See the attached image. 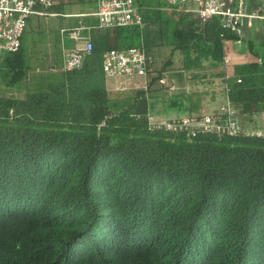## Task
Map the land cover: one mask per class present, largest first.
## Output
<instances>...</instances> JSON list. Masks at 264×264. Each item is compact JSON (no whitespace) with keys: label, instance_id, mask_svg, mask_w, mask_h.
Wrapping results in <instances>:
<instances>
[{"label":"trees","instance_id":"16d2710c","mask_svg":"<svg viewBox=\"0 0 264 264\" xmlns=\"http://www.w3.org/2000/svg\"><path fill=\"white\" fill-rule=\"evenodd\" d=\"M136 4L142 27L100 29L72 71L32 74L21 48L0 58L6 83L24 86L19 99L0 97V264H264V135L152 130L163 93L142 90L171 86L175 52L185 70L221 66L224 41L239 35L220 15ZM121 43L152 58L146 87L122 97L100 65ZM161 46L170 53L159 63ZM245 67L239 82L223 78L241 112L264 99V62ZM186 96L164 109H184Z\"/></svg>","mask_w":264,"mask_h":264},{"label":"built area","instance_id":"2783aa9c","mask_svg":"<svg viewBox=\"0 0 264 264\" xmlns=\"http://www.w3.org/2000/svg\"><path fill=\"white\" fill-rule=\"evenodd\" d=\"M96 9L93 14L97 17L96 28L107 29L112 27H142L143 19L137 9L136 0H94ZM172 8L195 15L201 22H205L214 15L224 19V26L236 32L240 40L241 26L246 19H264V0H254L260 5L258 9L247 11L244 0H163ZM53 0H0V58L13 53L20 48L21 36L31 15H50L48 9ZM262 5V6H261ZM85 26H79L67 31L68 37L74 45L63 49L61 70L69 72L78 68L83 60L92 52L93 42L89 35L82 34ZM64 33V30H61ZM229 58L223 55V66ZM152 58L146 54L140 45L116 47L104 52L101 59V71L104 77L120 75H138L147 77L152 72L149 64ZM225 78H227L225 76ZM166 85V74L158 79ZM239 82L240 79L238 78ZM144 87L146 83L144 82ZM224 86L226 98L223 104L214 113L189 114L168 118H154L149 114L148 126L152 130L166 132H183L186 137L193 138L200 134L217 136H234L243 129L235 114V110L227 96L228 87ZM123 86L121 89H125Z\"/></svg>","mask_w":264,"mask_h":264},{"label":"crops","instance_id":"0c3cea01","mask_svg":"<svg viewBox=\"0 0 264 264\" xmlns=\"http://www.w3.org/2000/svg\"><path fill=\"white\" fill-rule=\"evenodd\" d=\"M83 1L84 0H73V3L80 4ZM90 1L93 3V5H92V8L89 10H86V11L70 10V11H64V13H62V12H59V10L57 9H59L58 7H60L61 3L65 2V0H53V5L50 8H54V10L52 11L50 10V13L52 14L45 15V16H58L61 13L62 17L66 19L69 27L60 28L58 32L59 34H57L54 37V41H53L54 48L51 49V52L48 56L49 66L46 72L55 73L57 70L62 71L61 70L62 51L63 49L73 46L75 44L74 41L68 37V34H67L68 30L75 28V27H79V26H85L87 27V29L82 30V34L89 35L92 42L94 43L97 40V38L100 37L102 32L105 31V30L97 29L95 27L97 23V17L93 14V12L96 9V4L94 0H90ZM245 1L246 0H244V3ZM245 5H246L247 11H253L255 9H258V7L260 6L254 0L247 1ZM263 9L264 8H260V10H263ZM38 17H41V16H38ZM70 18H76L75 24H73ZM61 30H64V33ZM106 30H109V29H106ZM241 30H242V34L240 36L239 42H237V40H225L223 43V55L229 58L228 63L226 65L215 67L213 65H210L207 62H204L202 67H200L199 69H186L188 71L187 73H185L186 71L185 69H182L179 67H178L179 69H176L172 67L170 69V75L172 76L171 81L174 82L173 78L179 81H182L181 77L184 79L193 77L199 83L200 81H204L202 82V84L206 86L204 88L199 89V90H203L200 92H203V93L205 92L206 95L208 94L207 96L210 99H212L213 97L217 95L218 96L221 95L224 97V101H225L226 94H225L224 86H223L224 85L223 78L225 79L224 76L227 77V82L229 84L235 83L236 79L240 77L239 76L240 74L237 73V70H240V69L250 70V67H245V66L250 65V64L260 65L264 62V19H253L251 22H248L245 19L242 23ZM24 32L21 36L20 48L23 50L24 54H26V58L28 61L27 63L29 65L28 70L32 74H36V71L37 73H39L40 70L38 67L35 68V70H33L32 66L34 65L31 64V61L33 59L34 54L32 53L36 52V44L38 43L39 40L41 41V39H40V36L39 38L37 37V39L36 37L33 36V39L29 42L27 46H25L24 41H23ZM47 42L50 43L49 41ZM58 45L60 47V50L58 49ZM56 50L58 51L59 57L56 56L57 54L55 53ZM100 65H101V62H100ZM103 78H104V75H103ZM142 78H143V81L141 83L142 86H140L141 84L137 83L136 85H134L135 88L137 89L144 88L143 85H144V82L147 83L148 76L146 78L145 77H142ZM179 83H182V82H179ZM198 88L200 87L198 86ZM174 94H178V92ZM255 98H257V96ZM254 106L257 107V109L254 111H249V110L244 109V111L241 112L240 110L238 111L237 108H234V106L233 108L237 112L238 117L240 118L241 126L243 125V123L244 124L246 123L245 128L242 126L243 130L246 133H251L252 131H254V130H251L252 128H254L255 130H258L259 133L261 132L264 133V99L260 100L258 98L257 101L254 103ZM214 112H217V110H215Z\"/></svg>","mask_w":264,"mask_h":264},{"label":"rangeland","instance_id":"374dc122","mask_svg":"<svg viewBox=\"0 0 264 264\" xmlns=\"http://www.w3.org/2000/svg\"><path fill=\"white\" fill-rule=\"evenodd\" d=\"M249 1L246 0L245 3ZM78 3V2H77ZM238 4L237 0H235V5ZM93 3L90 0H84L83 2H81L80 4H76L73 3V0H65V2L61 3V6L58 7L59 12L64 13V11H86L92 8ZM246 6V5H245ZM163 9L168 13V14H172L174 16H179L178 13H181L179 11H177L176 9L172 8L171 6H168L166 4H164ZM52 11L54 10V8H49L48 11ZM70 20H72L73 24H75L76 22V18H70ZM66 28L69 27L67 21L65 18L62 17L61 13L58 16H41L38 17L36 15H31L28 18L27 21V25H26V29L24 32V36H23V41L25 46H27L29 44V42L33 39V36L39 38L41 41L39 40L38 43L36 44V52L32 53L33 55V59L31 61V64L34 65L33 70H35V68H39L40 72H42V74H47V68L49 66V59L48 56L51 52V49L54 48V37L59 34V30L60 28ZM66 33V32H65ZM38 35V36H37ZM47 41H49L50 43H48ZM126 45H122V43L120 44V47H123ZM58 49L60 50V47L58 45ZM53 51V50H52ZM170 48L165 47V46H161L158 49V52L155 54L157 59L159 60V63H162L169 55ZM56 56L59 57L58 51H55ZM174 68L179 69L178 67H180V63L178 62L179 59V55L177 54V52L174 53ZM59 64V63H58ZM57 64V65H58ZM36 65V66H35ZM56 65V64H55ZM168 69L170 70V67H168ZM175 69V70H176ZM31 70V69H30ZM188 71L186 70L185 73H187ZM39 73L36 74L40 77L44 76L42 74L39 75ZM182 81H179L177 79L174 78V82L173 81H169L170 85L167 88L162 87L161 91H155V90H149V89H142L145 92L148 93H163L161 94L159 97H157V99L154 101L153 105H150V115H152L154 118H168V117H173V116H182V115H189V114H201V113H212L215 110L218 111V108L220 107V105L224 102V97L221 95H217L215 97H213L212 99H210L205 92H200L203 90H199L201 88H204L206 85H203L202 82L204 81H200V83L194 79L193 77L188 78V79H184L181 77ZM22 81V85H24V80ZM27 80H25L26 82ZM143 81L142 76H138V75H120V76H110V77H104V85L108 90H112L115 91L117 93H119V95L122 97L124 95H127L131 92L137 91L140 88H135L134 85L141 84ZM182 83H179V82ZM123 86H126L125 89H121ZM139 86V85H138ZM142 86V84L140 85ZM198 86L200 88H198ZM24 86L19 88V83L16 85H10L8 83H6V80L2 77V75L0 74V97H4V98H16L19 99L20 97L24 96ZM198 90V91H197ZM184 91L185 93H187L186 98H182L183 104L185 106L184 109H178L175 111V109L170 108L168 111H166L164 109V105L167 103V101L170 99V95L173 93H177L180 94V92ZM240 121V118H239ZM241 123V122H240ZM246 123H243V127L245 128ZM251 133H258L260 135H264V133H259L258 130H255L254 128H252Z\"/></svg>","mask_w":264,"mask_h":264}]
</instances>
